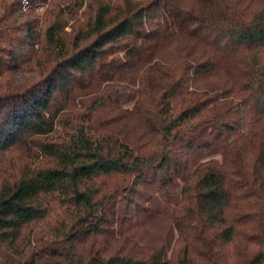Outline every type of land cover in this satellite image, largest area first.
<instances>
[{
    "label": "trees",
    "instance_id": "16d2710c",
    "mask_svg": "<svg viewBox=\"0 0 264 264\" xmlns=\"http://www.w3.org/2000/svg\"><path fill=\"white\" fill-rule=\"evenodd\" d=\"M0 264H264V0H0Z\"/></svg>",
    "mask_w": 264,
    "mask_h": 264
}]
</instances>
